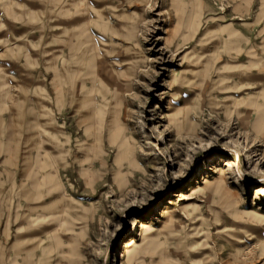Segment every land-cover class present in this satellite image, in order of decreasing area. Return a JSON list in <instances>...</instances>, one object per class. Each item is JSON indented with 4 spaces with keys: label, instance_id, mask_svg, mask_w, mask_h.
<instances>
[{
    "label": "rangeland",
    "instance_id": "1",
    "mask_svg": "<svg viewBox=\"0 0 264 264\" xmlns=\"http://www.w3.org/2000/svg\"><path fill=\"white\" fill-rule=\"evenodd\" d=\"M240 64L264 76V0H0V264H264Z\"/></svg>",
    "mask_w": 264,
    "mask_h": 264
},
{
    "label": "bare ground",
    "instance_id": "2",
    "mask_svg": "<svg viewBox=\"0 0 264 264\" xmlns=\"http://www.w3.org/2000/svg\"><path fill=\"white\" fill-rule=\"evenodd\" d=\"M233 76L237 80H242V81H243V79L245 77H248L253 82H255V81H257V82H263V77H264L263 76V73H260L259 76L258 75H255V74H252L251 69H249V68L246 69L241 64L235 68V74H233ZM263 89H264V87H263ZM204 184H205V186H209V187H212L213 188L214 191H211V193L219 194V195H222V196L224 194H229L228 191H227V189L224 187L223 180L221 178L215 180L214 182H211V181H209V180L206 179L205 182H204ZM194 189L195 188H193V191H194ZM201 192H203V191H201ZM260 192H263L264 193V189L263 190H260ZM179 196H180L181 200L188 199L187 198L188 195L186 196V194H184V193H180ZM170 213H172V211H170L169 209H166L163 212V216L166 217ZM139 229L141 231V235H145V234H147L150 231L151 227H150V224L149 223L144 222V221H141L139 223ZM134 245H135V240H134L133 237L128 238L127 240H125L122 243V258H124V260L127 263H130V254H131V250H132V248H133Z\"/></svg>",
    "mask_w": 264,
    "mask_h": 264
}]
</instances>
